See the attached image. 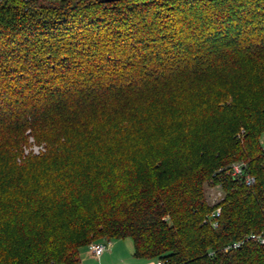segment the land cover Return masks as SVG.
Returning <instances> with one entry per match:
<instances>
[{"label":"trees","instance_id":"obj_1","mask_svg":"<svg viewBox=\"0 0 264 264\" xmlns=\"http://www.w3.org/2000/svg\"><path fill=\"white\" fill-rule=\"evenodd\" d=\"M263 132L264 0H0V264H264Z\"/></svg>","mask_w":264,"mask_h":264},{"label":"built area","instance_id":"obj_2","mask_svg":"<svg viewBox=\"0 0 264 264\" xmlns=\"http://www.w3.org/2000/svg\"><path fill=\"white\" fill-rule=\"evenodd\" d=\"M245 167L246 164L244 162H240V161L233 162L230 166V173L235 178L242 179L247 186H252L255 184L256 178L254 175L248 173ZM210 188L211 191L207 192V198L208 201L213 206H215V208L210 214L207 215L205 219V223L209 224L212 228H217L219 226L220 217L222 214V206L220 205V202L223 199L224 192L219 185H211ZM263 201H264V195H263ZM249 240L258 242L260 244H264V231L260 233L252 232L242 239L233 240L230 243H228L223 248V250L225 252L236 250L242 247V245ZM110 245H111L110 240H101L90 244L89 249L95 256H100L110 247ZM155 264H172V263L168 258H158L155 260Z\"/></svg>","mask_w":264,"mask_h":264},{"label":"crops","instance_id":"obj_3","mask_svg":"<svg viewBox=\"0 0 264 264\" xmlns=\"http://www.w3.org/2000/svg\"><path fill=\"white\" fill-rule=\"evenodd\" d=\"M264 148V132L260 137ZM110 247L100 256H95L85 246L80 251L79 264H155V259L136 257L134 254V243L130 238L110 240Z\"/></svg>","mask_w":264,"mask_h":264},{"label":"rangeland","instance_id":"obj_4","mask_svg":"<svg viewBox=\"0 0 264 264\" xmlns=\"http://www.w3.org/2000/svg\"><path fill=\"white\" fill-rule=\"evenodd\" d=\"M30 145L26 148L25 150V153H28V152H33L34 154H39L41 152H44L45 151V146L42 144H36L34 142V139L33 138H30ZM211 184H206L205 186V189H206V192H210L211 191V188L210 186ZM132 240V238H130Z\"/></svg>","mask_w":264,"mask_h":264},{"label":"water","instance_id":"obj_5","mask_svg":"<svg viewBox=\"0 0 264 264\" xmlns=\"http://www.w3.org/2000/svg\"><path fill=\"white\" fill-rule=\"evenodd\" d=\"M100 1H103V2H109V1H113V0H100Z\"/></svg>","mask_w":264,"mask_h":264}]
</instances>
